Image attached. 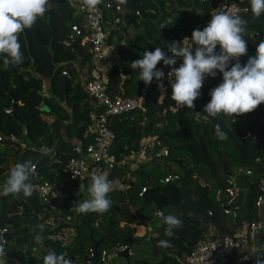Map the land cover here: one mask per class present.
<instances>
[{
    "label": "trees",
    "instance_id": "trees-1",
    "mask_svg": "<svg viewBox=\"0 0 264 264\" xmlns=\"http://www.w3.org/2000/svg\"><path fill=\"white\" fill-rule=\"evenodd\" d=\"M217 1L126 0L123 3L113 0L120 6V11L115 12L119 21L109 29L105 43L113 47L117 62L107 67L100 63L97 73L111 96L136 97L143 90L145 106L143 113L133 110L108 118V126L114 134L110 151L117 162L144 151L143 160L135 168L128 169L124 163L109 172V178L129 177L124 193H109L112 205L126 204L127 207L110 208L105 213L77 214L69 204L74 196H82L89 180H83L84 190L79 189L78 182L67 180L62 187L57 186L58 197L50 211L43 209L35 192L31 197L21 194L14 198L4 196L1 191L0 227L12 226L5 235V249L10 248L8 255L23 263L31 251L26 226L30 221L14 217L19 208L27 215H40L39 223L49 215L55 218L51 225L44 224L46 232L50 228L60 230L71 226L74 235L64 252L75 264H86L87 250L92 249L95 242L98 243L94 261L102 250L111 251L145 237H148L151 253L158 256L155 264H181L177 258L187 254L210 228L214 235H229L236 227L258 219L255 200L264 197V104L251 113L235 116V123L231 116H208L204 107L211 100L210 92L222 83V74L217 72L214 78L204 81L192 110L187 107L177 110L171 99V82L164 83L163 89L146 85L139 81V70L130 68L131 62L141 58L145 50L154 51L160 46L167 52L168 43L180 42L191 30H203L205 27L199 25L208 18ZM228 1H235L247 10L239 14L248 21L245 37L248 51L239 58L244 65L255 55L262 39L252 38L251 34L264 32V14L254 16L249 0ZM50 4L45 16L20 36L23 64L6 67L0 57V134L17 139H2L0 145L22 146L9 155L0 153L1 188L10 168L28 159L36 165L35 184L40 180L57 184L65 179L63 166L74 142L89 141L87 128L93 101L84 90V82L93 76L95 68L86 47L80 45V38L71 36L70 25L79 24V20L71 14L68 1L50 0ZM97 6L105 18L110 17L108 0ZM216 51H220L219 45ZM181 64L182 58L176 68ZM162 65L160 62L157 69ZM44 82L47 87L43 94ZM11 94L16 96V114L22 123L5 113L11 109ZM43 100L46 110H42ZM217 124L228 139L216 137ZM246 134L256 140L244 137ZM152 137L159 141V147L167 150L166 156H149L159 148L144 147L145 141ZM41 147L51 149L53 155L43 156ZM238 168L248 169L250 174L238 172L229 178ZM168 174L177 175V179L161 183ZM230 181L238 193L228 201L224 190L231 186ZM143 187H146L145 192L138 195ZM157 211L162 213L160 220L155 217ZM168 214L179 216L183 227L175 230L172 247L160 248L158 241L168 239L164 235V217ZM262 237L264 227L258 235L259 240ZM10 239H13L12 245L8 244ZM257 260H264V252L250 255L247 262L239 261L236 255L230 259V264H257ZM34 264H43V258ZM126 264L150 263L143 258L129 260L128 257Z\"/></svg>",
    "mask_w": 264,
    "mask_h": 264
},
{
    "label": "clouds",
    "instance_id": "clouds-1",
    "mask_svg": "<svg viewBox=\"0 0 264 264\" xmlns=\"http://www.w3.org/2000/svg\"><path fill=\"white\" fill-rule=\"evenodd\" d=\"M122 2L126 3V0ZM82 3L89 10H96L103 0H82ZM249 4L254 16L258 18L264 14V0H249ZM50 8V0H0V57H3L6 67L23 64L20 36L25 30L33 28ZM247 25L248 21L238 13L216 9L203 30H193L191 41L185 37L182 46L178 41L168 43L167 52L160 46L155 47L154 51L145 50L141 58L131 62L130 68L139 70V81L149 85L154 78L162 81L165 77L164 71L157 69L160 62L171 67L168 73L171 99L177 110L183 107L192 110L206 78H214L217 72L221 73L222 83L211 90V100L204 107V113L213 118L219 114L231 116L235 123V116L251 113L264 104V39L260 40L255 55L249 57L246 64L242 65L239 59L248 51V40L245 39ZM193 45L196 46L195 51ZM217 45L219 52L216 51ZM176 58H182L178 68L172 67L177 62ZM160 87L163 89V84ZM215 135L219 140L228 139L219 124L215 126ZM41 154L48 155V149L42 148ZM35 169L36 165L31 159L14 164L2 186L3 195L19 198L23 194L24 197H31L36 189L34 181L38 174ZM84 188V185L79 186L80 190ZM112 191L113 181L109 179V173L94 171L86 188L88 198L75 203L72 209L77 214L105 213L112 207L113 202L109 197ZM157 215L162 213L158 212ZM164 223V235L168 239L159 240L157 247L170 248L171 238L175 230L183 227V221L175 214H168L164 217ZM5 243L0 238V258H5ZM0 264H3V260H0ZM43 264H73V261L66 254H57L49 249L43 257ZM257 264H264V260H257Z\"/></svg>",
    "mask_w": 264,
    "mask_h": 264
},
{
    "label": "built area",
    "instance_id": "built-area-1",
    "mask_svg": "<svg viewBox=\"0 0 264 264\" xmlns=\"http://www.w3.org/2000/svg\"><path fill=\"white\" fill-rule=\"evenodd\" d=\"M72 3L73 16L78 18L79 24L73 23L70 25V32L73 37L80 38V45L87 47V52L90 54V62L95 68L93 76L84 82V90L89 99L93 101V110L89 114L90 123L87 128L89 135V141L85 144L74 143L71 147V154L67 158L63 166V172L65 173V179L59 181L57 184L53 182L40 180L36 183L35 195L40 205L45 211L53 209V202L58 197L56 187H62L64 181L78 182V187L82 184L83 180L90 181V175L92 172L106 171L110 172L116 165L126 164L128 169L135 168L139 162L144 158L143 150L138 151L134 155H130L116 161L115 156L111 153L110 147L114 140V134L108 126V118L117 116L122 113L137 110L140 113L145 111L143 105L144 92L143 90L136 97H125L109 95L104 88V83L99 77L97 71L100 63H104V51L108 46L105 43V39L108 35L109 29H111L115 23L119 21V18L115 16V12L120 11V6L111 4L109 18H105L101 9L97 6L96 10H89L83 5L82 0H68ZM216 9L228 11L230 13H244L245 7L240 6L235 1L218 0L214 7L210 10L208 18L199 26L206 27L207 23L211 20V15L214 14ZM196 26L195 28L199 27ZM193 30H191L185 37H188L191 41ZM251 37H260L264 39V32H254ZM180 41L181 46L183 39ZM195 45H193V49ZM169 55H171L169 53ZM176 64L172 67H177L181 58H176ZM158 70H163L165 77L162 81H157L155 78L149 84V86H160V84L170 83L168 73L172 70L171 67L162 65ZM11 109L5 110V113H10ZM244 137H250L246 134ZM252 140L255 137H250ZM2 139H9L15 141L13 135L4 136L0 134V141ZM144 147L154 148L159 147V141L153 137L146 140L143 144ZM43 147L40 148V150ZM48 155L52 156L53 152L48 149ZM167 155V150L164 147H159L156 151L149 156L164 157ZM238 172H244L250 174L248 169H236L235 172L230 175L232 178ZM113 181L112 192H122L127 188V182L129 177H112L109 178ZM177 179V175L168 174L161 179V183H168ZM264 182V176L262 177ZM231 184V181L229 182ZM146 187H143L138 195L145 192ZM224 193L228 196V201L235 198L238 193V189L235 185L231 184L224 190ZM218 191H215V195ZM88 198V197H86ZM84 201V198H83ZM74 205V200L69 204V208ZM255 207L257 208L258 219L248 224H242L236 227L232 234L229 235H214L212 231L208 230L202 234V236L192 245L189 252L179 258L178 261L181 264H230V259L236 255H239V261L247 262L250 255L264 252V237L259 240V232L264 227V197H257L255 200ZM21 211V208H19ZM19 211V212H20ZM18 212V214H19ZM159 211L155 213V217L160 220L161 215H157ZM227 212V208L225 209ZM161 213V212H159ZM208 214V213H207ZM37 220L40 219V215H36ZM53 217L49 215L41 222V228L44 229V224L51 225ZM7 226L0 227V238L5 242V235L9 233ZM46 241L50 243L59 244L63 249L68 243L66 238L59 230H52L49 232L44 231ZM6 244V243H5ZM127 250V255H131V249L129 245L118 246L111 251L102 250L98 255L94 264H107L106 257L110 254ZM86 264H90L93 257L92 249L87 250Z\"/></svg>",
    "mask_w": 264,
    "mask_h": 264
},
{
    "label": "water",
    "instance_id": "water-1",
    "mask_svg": "<svg viewBox=\"0 0 264 264\" xmlns=\"http://www.w3.org/2000/svg\"><path fill=\"white\" fill-rule=\"evenodd\" d=\"M109 4L112 3V0H108ZM16 107H17V103H16V96L15 94H11V112L10 114L15 117L20 123H22L21 119H19L18 115L16 114ZM42 110H46L45 109V103H44V100L42 101ZM86 196H87V192L85 191V194L83 196L84 200L86 199ZM127 205L126 204H122L121 206H114L112 205V209H118V208H126ZM14 217H22V218H25L27 220H29L31 222V226L33 228V231L31 232H28V236L31 240L30 242V248H34L33 246L36 245V249L39 250L40 252H42L43 254H46L47 250L51 249V250H54L55 252H57V254H62L63 253V248L56 244V243H49L47 244L46 243V237H45V234L43 231H45V229H40V228H37V218L35 215H27L25 210L23 209L21 211V213L19 214H16ZM54 227V226H53ZM53 228H50L48 229L49 231H51ZM46 243V245H45ZM97 243L98 242H95L93 244V247H92V251H93V257H92V260L90 261V264H94V259L96 258L97 256ZM45 246V247H44ZM127 250H123V251H120L118 253H115V254H110L106 257V263L107 264H111V259L113 257H119V258H123V259H127ZM29 256H27L25 258V260L23 261V263H20L16 260V258H11V259H8V261L10 262V264H27V259H28Z\"/></svg>",
    "mask_w": 264,
    "mask_h": 264
},
{
    "label": "rangeland",
    "instance_id": "rangeland-1",
    "mask_svg": "<svg viewBox=\"0 0 264 264\" xmlns=\"http://www.w3.org/2000/svg\"><path fill=\"white\" fill-rule=\"evenodd\" d=\"M68 1V0H67ZM68 4L70 6V9L72 10V15H73V7H72V3H69L68 1ZM62 9V8H61ZM73 37V36H72ZM70 36V39L72 38ZM55 64V63H54ZM64 64V63H63ZM46 82H44V84H42V91L46 90ZM43 119L45 120H48L47 118H44ZM17 140V139H15ZM253 140H256L255 138ZM21 148L22 146H4V145H0V153H3V154H6V155H9L11 153H13L16 149L18 148ZM172 175V174H170ZM1 188H0V192H1ZM85 194V191L84 193L82 194V196L78 197V196H74V204L77 203V202H83V196ZM87 197V196H86ZM22 220H19V223L22 224ZM7 227L9 229L12 228L11 224H7ZM139 231V229H138ZM63 233V235H66V231L64 229H62V231H60ZM13 239H10L9 241V245H12L13 244ZM130 251H131V255L129 256V260H131L132 258L134 257H137V258H143V259H146L147 261H149L150 264H155V262L158 260V256L157 255H153L151 252V249L149 248V244H148V237H145L144 240H141L139 241L138 239H136L134 242L130 243ZM111 262L112 264H126V260L123 259V258H117V257H113L111 259Z\"/></svg>",
    "mask_w": 264,
    "mask_h": 264
},
{
    "label": "crops",
    "instance_id": "crops-1",
    "mask_svg": "<svg viewBox=\"0 0 264 264\" xmlns=\"http://www.w3.org/2000/svg\"><path fill=\"white\" fill-rule=\"evenodd\" d=\"M116 62H117V55H115V51L113 50V47L106 48L105 51H104V63L106 65V67L110 66V65H113ZM43 94H44V90H43ZM74 143H76V142H74ZM134 167H136V166H134ZM1 190H2V188H1ZM19 213H21V211ZM54 219H53V221H54ZM31 225H32L31 222H30V225L29 224L26 225L27 227H29L28 228L29 232L33 231V228H32ZM30 227H31V229H30ZM37 228L41 229V223H39L38 220H37ZM62 229H64L66 231V235H63V236L66 238L67 242H70L72 240L73 235H74V231H73L72 227L71 226L62 227V228H60L59 231H62ZM9 230H11V229H9ZM209 230L212 231L211 228ZM47 244H49V243H47ZM33 247L34 248H31V251H30V253L28 255L29 257L27 259V264H34L35 262L41 260L43 258V255H45V254H43L42 252H40L39 250L36 249V247H37L36 245H34ZM9 249L10 248H8L7 250L5 249V258H0V260H3V264H10L8 259L14 258L13 256L8 255ZM63 253L65 254L64 249H63ZM73 264H75V261H73ZM111 264H112V262H111Z\"/></svg>",
    "mask_w": 264,
    "mask_h": 264
}]
</instances>
